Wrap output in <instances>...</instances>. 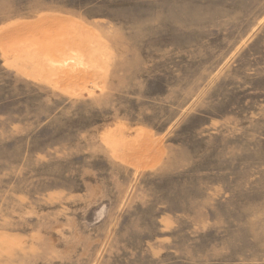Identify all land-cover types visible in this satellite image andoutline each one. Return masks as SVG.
I'll return each mask as SVG.
<instances>
[{
	"label": "rangeland",
	"instance_id": "obj_1",
	"mask_svg": "<svg viewBox=\"0 0 264 264\" xmlns=\"http://www.w3.org/2000/svg\"><path fill=\"white\" fill-rule=\"evenodd\" d=\"M0 264H264V0H0Z\"/></svg>",
	"mask_w": 264,
	"mask_h": 264
}]
</instances>
